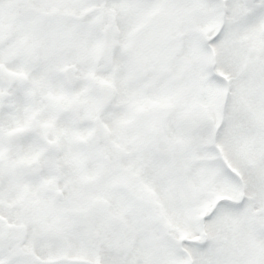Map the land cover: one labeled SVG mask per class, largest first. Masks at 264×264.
<instances>
[{
    "label": "snow or ice",
    "instance_id": "6c2138e0",
    "mask_svg": "<svg viewBox=\"0 0 264 264\" xmlns=\"http://www.w3.org/2000/svg\"><path fill=\"white\" fill-rule=\"evenodd\" d=\"M0 264H264V0H0Z\"/></svg>",
    "mask_w": 264,
    "mask_h": 264
}]
</instances>
